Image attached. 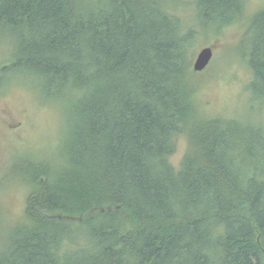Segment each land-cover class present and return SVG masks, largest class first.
Segmentation results:
<instances>
[{
    "label": "trees",
    "instance_id": "1",
    "mask_svg": "<svg viewBox=\"0 0 264 264\" xmlns=\"http://www.w3.org/2000/svg\"><path fill=\"white\" fill-rule=\"evenodd\" d=\"M240 22L228 56L258 106L228 117L206 109L192 63L198 36ZM0 36V88L32 81L64 121L53 158L20 152L0 264H264V6L0 0Z\"/></svg>",
    "mask_w": 264,
    "mask_h": 264
},
{
    "label": "rangeland",
    "instance_id": "2",
    "mask_svg": "<svg viewBox=\"0 0 264 264\" xmlns=\"http://www.w3.org/2000/svg\"><path fill=\"white\" fill-rule=\"evenodd\" d=\"M244 1L248 14L264 6V0ZM178 13L183 18L188 17V11ZM242 31L240 22L227 26L219 36L204 38L201 34L196 40L198 45L194 57L204 46L213 48L199 93L206 109L212 113L228 117L238 113L245 115L258 106L244 89L249 81V72L244 62L239 61L240 55L233 59L228 56V48L234 46ZM0 48V64L9 63L12 60L11 44L2 36ZM43 98L35 83L26 78L0 88V218L4 223L16 221L23 210L25 189L19 182L11 180L13 173H19L20 158L24 157L20 152L39 153L42 159L53 158L50 155L55 152L63 133L60 104ZM185 147L186 138L182 135L178 137L176 149L170 157L175 167ZM13 164L15 166L11 169Z\"/></svg>",
    "mask_w": 264,
    "mask_h": 264
},
{
    "label": "water",
    "instance_id": "3",
    "mask_svg": "<svg viewBox=\"0 0 264 264\" xmlns=\"http://www.w3.org/2000/svg\"><path fill=\"white\" fill-rule=\"evenodd\" d=\"M213 56V48L211 46L202 47L194 57L192 69L196 72L204 70L209 64Z\"/></svg>",
    "mask_w": 264,
    "mask_h": 264
},
{
    "label": "bare ground",
    "instance_id": "4",
    "mask_svg": "<svg viewBox=\"0 0 264 264\" xmlns=\"http://www.w3.org/2000/svg\"><path fill=\"white\" fill-rule=\"evenodd\" d=\"M13 226V225H12ZM1 236H2V234H1Z\"/></svg>",
    "mask_w": 264,
    "mask_h": 264
}]
</instances>
